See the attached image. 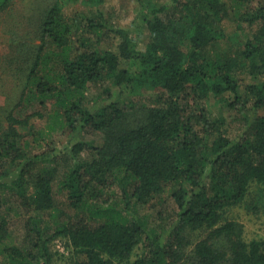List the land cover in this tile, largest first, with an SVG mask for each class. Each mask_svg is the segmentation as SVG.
<instances>
[{
    "label": "trees",
    "instance_id": "16d2710c",
    "mask_svg": "<svg viewBox=\"0 0 264 264\" xmlns=\"http://www.w3.org/2000/svg\"><path fill=\"white\" fill-rule=\"evenodd\" d=\"M106 1L42 3L0 64V264H53L57 238L74 264H264L228 218L264 212V0H135L123 25Z\"/></svg>",
    "mask_w": 264,
    "mask_h": 264
},
{
    "label": "rangeland",
    "instance_id": "374dc122",
    "mask_svg": "<svg viewBox=\"0 0 264 264\" xmlns=\"http://www.w3.org/2000/svg\"><path fill=\"white\" fill-rule=\"evenodd\" d=\"M46 2L49 3L51 0H15L12 6L0 15L1 65L5 64L7 61L6 56L12 54L14 41L16 39L20 40L18 38V36L20 37L21 35L20 32H22L23 35L25 34V36L21 35L24 40H31L35 38L33 31L36 29V25H31V22L28 21L36 23V17L33 15L34 10L36 7H39V5H43ZM136 4L135 0H107L103 5V10L114 24L123 25L131 23L135 20L136 15L139 13V9ZM66 9V13L70 17H74L75 14L77 15L79 12L85 11L84 6L79 5H73L67 7ZM226 24L228 33L231 35L234 34L237 27L236 23L229 21ZM6 73L9 75L12 73V70L6 72L0 66V81L2 77H6ZM95 93H97V91L92 90L89 97H94ZM3 99L4 98L0 96V103L3 102ZM212 107L215 115L223 111L221 105L216 104V101H212ZM33 111L34 108L31 107L29 113H32ZM34 122L36 128L41 129V131H43L46 135L50 134L49 137H46L45 141H39V144H42V149L39 148L40 150H48L51 147L66 144L65 141L67 133L62 131L49 132L48 123L39 120ZM36 146L38 145L35 143L32 148L35 149ZM5 199L15 200L9 194L5 195ZM11 203L14 202H9L4 209V212H10L12 216H15L13 208H11L12 210L10 209ZM21 212L23 213V211ZM23 215L26 216L24 213ZM141 215L149 217L151 219L150 222L158 221L157 214L152 209H149V207H142ZM228 218L232 220L236 219L243 224L245 228V238L248 241L264 239V212L251 214L243 208H236L228 214ZM17 220L19 221L18 218ZM18 225L21 228L22 225L20 221ZM50 249L53 255V264H74L76 260L80 258L75 255L74 250L70 247L68 240L65 238H57L51 244Z\"/></svg>",
    "mask_w": 264,
    "mask_h": 264
}]
</instances>
